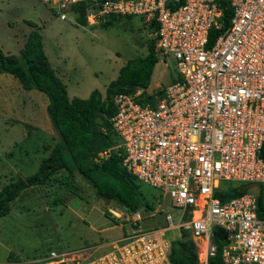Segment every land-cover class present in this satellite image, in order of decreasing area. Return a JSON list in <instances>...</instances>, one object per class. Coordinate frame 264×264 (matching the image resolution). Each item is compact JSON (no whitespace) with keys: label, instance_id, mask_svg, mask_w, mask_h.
<instances>
[{"label":"built area","instance_id":"2783aa9c","mask_svg":"<svg viewBox=\"0 0 264 264\" xmlns=\"http://www.w3.org/2000/svg\"><path fill=\"white\" fill-rule=\"evenodd\" d=\"M39 1L60 21L75 22L72 7L83 4L88 26L108 16L154 23L155 51L171 62L176 80L154 108L140 89L116 95L109 122L125 172L161 191L177 217L166 214L162 229H144L137 211L107 209L128 227L120 239L50 251L38 262L171 264V242L158 236L174 230L200 243L197 264H207L219 230L222 264H264V219L255 211L259 191L264 198V0ZM237 185L248 189L224 198Z\"/></svg>","mask_w":264,"mask_h":264},{"label":"rangeland","instance_id":"374dc122","mask_svg":"<svg viewBox=\"0 0 264 264\" xmlns=\"http://www.w3.org/2000/svg\"><path fill=\"white\" fill-rule=\"evenodd\" d=\"M32 30L38 31L42 51L65 86L68 99H85L92 90L103 96L118 69L132 58L143 57L147 43L154 40L152 29L140 17L120 18L107 27H81L69 17L58 20L39 0H0L3 54L18 57ZM165 64L166 60L157 59L147 89L142 91L150 96L144 100L150 108L157 105L159 94L171 83ZM46 103L43 94L24 91L16 79L0 75V190L31 176L56 144ZM138 192L142 200L137 209L142 218L140 227L162 229L166 214L176 219V208L161 191L139 183ZM53 198L56 202L50 206ZM145 202L153 209L146 210ZM8 207L0 217V264H40L38 259L50 251L103 245L120 239L128 229L125 222L107 213V209L123 211L117 202L98 197L79 175L64 170L43 185L17 192ZM158 237L170 244L180 238L174 230L162 231ZM197 244L194 248L199 256ZM15 257L17 263L12 262Z\"/></svg>","mask_w":264,"mask_h":264},{"label":"trees","instance_id":"16d2710c","mask_svg":"<svg viewBox=\"0 0 264 264\" xmlns=\"http://www.w3.org/2000/svg\"><path fill=\"white\" fill-rule=\"evenodd\" d=\"M84 7L83 4L72 7L77 13L76 24L82 27L87 25ZM228 13L229 11L224 12V18L228 17ZM117 19L108 16L99 26L107 27ZM149 26L152 32L155 31L153 22ZM154 42L155 40H151L147 43L146 54L143 57L132 58L118 69L115 79L105 87L103 96L97 90H92L85 99L75 97L68 99L65 86L56 77L42 51L37 30L28 33L18 57L0 51V75L5 74L16 79L24 91L35 90L46 97L45 113L57 137L56 144L39 162L31 176L24 180L19 179L0 190V217L7 213L8 204L17 192L45 184L61 170L79 175L98 197L117 202L123 210L137 211L142 201L138 192L139 183L125 172L121 166V157L117 156L116 150L113 149L117 145V139L112 132L109 119L115 113L113 98L116 95L146 89L152 67L157 62ZM173 81L171 79V82ZM44 148L47 149L48 146L44 145ZM105 150H110L108 156L99 158L98 155ZM262 157L264 158V149ZM60 183H65V180H60ZM247 189L248 187L237 185L229 189L224 198L241 195ZM263 199V193L259 191L255 210L259 219H264ZM55 202L56 199L53 198L49 205L54 206ZM145 206L146 210L153 209L149 202H145ZM181 237L186 239L182 240ZM175 241L170 245V263L197 264L195 248L187 234L180 231V238ZM211 242L216 247V253L208 259L207 264H222L221 231H212ZM18 261L17 257L12 259L13 263Z\"/></svg>","mask_w":264,"mask_h":264},{"label":"water","instance_id":"95a60500","mask_svg":"<svg viewBox=\"0 0 264 264\" xmlns=\"http://www.w3.org/2000/svg\"><path fill=\"white\" fill-rule=\"evenodd\" d=\"M156 57H157L158 59L161 58L162 60H164L163 57H161V56H159V55H156ZM166 67H167V69H168V71H169L170 78H171L172 80H176V74H175V72H174V70H173V68H172V64H171L170 61H166Z\"/></svg>","mask_w":264,"mask_h":264},{"label":"crops","instance_id":"0c3cea01","mask_svg":"<svg viewBox=\"0 0 264 264\" xmlns=\"http://www.w3.org/2000/svg\"><path fill=\"white\" fill-rule=\"evenodd\" d=\"M118 19H119V18H118ZM74 23H75V25H77L76 22H74ZM81 27H82V26H81ZM157 59H158V58H157ZM156 63H157V62H156ZM156 63H155V64H156ZM155 64H154V65H155ZM153 67H154V66H153ZM153 67H152V69H153ZM151 73H152V70H151ZM150 76H151V74H150ZM149 80H150V77H149ZM148 83H149V82H148ZM147 86H148V85H147ZM146 89H147V87H146ZM146 89H143V90L140 89V90H141V91H145ZM86 98H87V97H86Z\"/></svg>","mask_w":264,"mask_h":264}]
</instances>
